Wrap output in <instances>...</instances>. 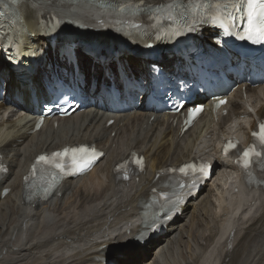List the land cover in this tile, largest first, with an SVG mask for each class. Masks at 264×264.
<instances>
[{"label": "bare ground", "instance_id": "1", "mask_svg": "<svg viewBox=\"0 0 264 264\" xmlns=\"http://www.w3.org/2000/svg\"><path fill=\"white\" fill-rule=\"evenodd\" d=\"M133 1H143L145 6L166 2ZM58 2L66 4L65 0ZM75 7L89 10L83 2ZM24 35L26 52L41 45L33 17L27 18ZM126 63L130 71L139 67L134 59ZM83 64L87 78L90 74L101 76V66L91 65L87 60ZM35 73L39 74L34 70ZM261 90L248 89L246 103L257 117L264 118ZM1 110L0 106V162L7 166L8 173L0 178V194L5 188L10 192L0 197V264H101L98 259L115 255H121L122 264H264V174H258V188L244 190L236 182L238 174L232 160L222 159L219 151L223 138L235 134L248 140V129L254 126L240 89L229 99L225 117L214 122L202 115L181 137L168 122L169 116L156 114L150 122L152 114L142 110L118 115L90 110L58 120L56 129L47 123L33 135L27 134L32 128L29 116L4 118ZM240 116L249 119L246 126L241 125ZM112 119L114 123L106 127ZM206 135H210L209 140L205 139ZM78 143L95 145L106 153L105 158L86 176L62 183L57 190L59 196L55 193L47 202L36 199L25 202L22 177L34 157ZM131 152L144 156L145 171L128 181H118L113 168ZM195 156L211 161L220 177L227 170L236 175L234 181L233 174L228 176L230 190L221 186L225 193L218 197L220 216L216 217L212 210V191L203 189L195 201L186 204L163 237L137 247L132 238L139 230L136 225L139 205L146 202L149 189L159 184V179L155 180L156 172ZM235 187L238 192L233 196ZM226 196L235 197L237 202L226 208ZM242 196L244 200L240 202ZM236 208L241 210L237 217L233 214ZM126 229L130 230L129 234ZM131 249L137 250L133 257L129 255ZM150 255L152 262L147 260Z\"/></svg>", "mask_w": 264, "mask_h": 264}, {"label": "snow or ice", "instance_id": "2", "mask_svg": "<svg viewBox=\"0 0 264 264\" xmlns=\"http://www.w3.org/2000/svg\"><path fill=\"white\" fill-rule=\"evenodd\" d=\"M233 7H235V5H232ZM227 5L225 6V10L227 9ZM248 13H247V28L246 31L249 33V38H251V34L254 32L260 39L258 41H253V43H257V42H264V3H260L259 0H248ZM227 31V29H226ZM220 103H224V101H221ZM201 111L200 108H195L190 110V116H194L195 114L199 113ZM261 133H260V139L261 142H264V124H262L261 126ZM235 147L234 142H230L229 145H227L225 147V154H227V152L229 151L230 148ZM73 153L79 152V153H86L89 150L85 149V148H79V149H72L71 150ZM94 153V149L92 150ZM64 155L67 154V151L65 153H63ZM244 158H245V163H244V167L247 168L248 167V157H249V151H245L244 152ZM47 160V158L45 156H40L38 158L37 163L40 162H45ZM188 169H191L193 171V173H196V168L193 165H188L187 166ZM180 171L182 173L185 172V169L182 168L180 169ZM200 173L203 172V166H201V168L199 169ZM127 178V177H125ZM195 179L193 178L192 183L190 185V187H194L195 186ZM187 185H180L181 188L186 187ZM179 202V197L177 198L176 201H174L173 203H178ZM166 214V213H165ZM159 219V217H158ZM152 226H158L156 225V222H153ZM151 227V226H150Z\"/></svg>", "mask_w": 264, "mask_h": 264}, {"label": "rangeland", "instance_id": "3", "mask_svg": "<svg viewBox=\"0 0 264 264\" xmlns=\"http://www.w3.org/2000/svg\"><path fill=\"white\" fill-rule=\"evenodd\" d=\"M241 122H242V126H246V122H247L246 119H241ZM231 174H233V173L232 172L229 173L228 170H227V172L224 173V177H222L223 175H221V177L219 176L214 183L210 182V183H208V186L209 187L208 186L206 187V189H208V190L210 189L209 191L210 192L212 191V195H214V196H212L213 199L212 198L211 199L213 200L212 202L214 203V208L212 210H213L214 213H216L215 214L216 217L219 216L218 203H219V199L220 198H218V197H220L219 195H220V191H221V189L219 188V186H223L224 183H225V181H227V183H228L229 182V180H228L229 177L228 176H230ZM231 177L234 178L235 175L233 174ZM210 184H211V186H210ZM250 214L251 213H249V215ZM131 254H136V251L135 250L132 251ZM149 259L152 262V256L151 255L148 256V259L147 260H149Z\"/></svg>", "mask_w": 264, "mask_h": 264}]
</instances>
